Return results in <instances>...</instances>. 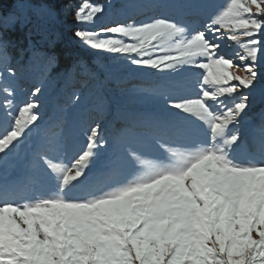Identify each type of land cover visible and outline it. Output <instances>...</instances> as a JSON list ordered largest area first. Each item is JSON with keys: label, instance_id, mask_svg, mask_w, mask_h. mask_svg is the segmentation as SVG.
Wrapping results in <instances>:
<instances>
[{"label": "snow or ice", "instance_id": "1", "mask_svg": "<svg viewBox=\"0 0 264 264\" xmlns=\"http://www.w3.org/2000/svg\"><path fill=\"white\" fill-rule=\"evenodd\" d=\"M16 7L3 19L21 30L29 11L47 10ZM105 16L113 22L101 25ZM74 19L86 25L75 42L99 71L73 63L67 79L80 69L93 84L70 104L104 115L112 94L122 126L105 139L96 123L70 154L68 106L47 123L35 100L17 102V72L0 62V264H264V109L258 135L247 127L264 103V0H81ZM18 39L29 65L57 63L31 30ZM224 41L237 45L238 63ZM144 76L130 95L155 110L129 111L109 85L123 95V83Z\"/></svg>", "mask_w": 264, "mask_h": 264}, {"label": "trees", "instance_id": "2", "mask_svg": "<svg viewBox=\"0 0 264 264\" xmlns=\"http://www.w3.org/2000/svg\"><path fill=\"white\" fill-rule=\"evenodd\" d=\"M5 1L7 2V0H0V8L9 12L15 10L17 2H21V0H10L11 3L9 4L2 3ZM57 1L30 0L31 3L34 2L37 6L43 4L52 9L56 6ZM96 1L98 0H90L91 3L98 4ZM70 2L78 6L81 4V0H71ZM29 30L32 31V43L36 44L42 52L47 53L49 56L55 55L58 58L57 63L47 72L44 71L45 60L43 59L37 58L29 65L32 54L27 51L28 42L25 40L21 43L18 39L21 31L28 32ZM65 38L56 34V32L45 31L41 28L38 29V27L34 29L30 24L21 30L19 24L10 27L0 23V62L7 58L11 67L17 72L20 89H23V91L18 89L17 102L22 104L30 99L38 101L39 110L47 123L54 121L61 115V109L66 105L68 106L66 112L74 119L77 133L70 153L75 154L87 143L85 131L90 130V127L99 123L101 134L104 135L105 139H109L113 130L120 128L116 127V124L121 121L116 118L117 106L113 105L112 99L107 98L109 110L104 115L88 110V105H82L78 110L71 106L72 93L74 91L88 93L93 81L88 76L81 74L80 69H77V74L73 79H67V70L72 67L77 59L82 58L66 44ZM22 49L23 55H21ZM87 65L92 71H95L89 62H87ZM37 87L43 88L46 92L45 96H41L42 98L38 97L39 94L31 96V93ZM77 111L79 112L78 116L75 115ZM111 124L114 125L111 126ZM260 125H257L254 131H249L250 135H258L256 130L259 129ZM111 127L112 129L109 130Z\"/></svg>", "mask_w": 264, "mask_h": 264}, {"label": "rangeland", "instance_id": "3", "mask_svg": "<svg viewBox=\"0 0 264 264\" xmlns=\"http://www.w3.org/2000/svg\"><path fill=\"white\" fill-rule=\"evenodd\" d=\"M70 1L71 0H58L56 3V6H54L53 9L47 7V10L41 13L39 16L29 11L28 12L29 21L25 26L30 24L34 29L38 27V29L41 28L42 30H45V31L48 30V31L56 32V34L66 37L64 40L66 41V44L70 48H72V50L79 57L81 56L80 58L85 59L87 62H89L92 65V67L95 69V71H99L96 64L93 63V61L96 59V54L90 50L86 51V50L81 49L79 45L75 42L74 31L76 30L77 27H86V25L76 24V21L74 19L75 11L80 5L78 6L76 4L71 3ZM27 2L32 5H35V3L34 2L31 3L30 0H27ZM96 2H98V4L100 5H104L107 8L109 3L118 5L122 3L123 0H98ZM2 3L9 4L11 3V1L7 0V2L5 1ZM18 3H20V1L17 2L16 6L18 5ZM69 3H71L72 7L66 14L64 9H65V6L68 5ZM74 6H77V7H74ZM14 12H17V7L15 8L14 11H10V12L8 10H2V8H0V23L5 24L3 18L7 16L9 13H14ZM112 22H113V17L105 16L103 17L101 21V25L105 23L111 24ZM223 43L226 46L222 47L221 49L222 54L225 55L226 57L232 58L234 60V63H238L239 61L235 59V53L239 49L237 45L235 44V42L224 41ZM227 45H230V46H227ZM145 71L154 73L157 70H145ZM196 71H200V70H196ZM231 71L241 76L245 75V72L243 69H237L233 67ZM257 71L259 72L261 71V69L258 67ZM122 75L126 76L127 74L124 73ZM148 78L149 77L144 76L142 78L133 77V78L128 79L125 83L122 84V87L125 89V92L123 95L120 94V91L117 88L115 83L110 84L109 87H111L114 90V93L117 99L121 102V104L124 107H126L127 110L151 112L155 110V105L151 101L144 99L142 96H139V95L138 96L130 95V90L134 86H140ZM45 95H46V92L42 88L38 97L42 98L41 96H45ZM106 97L108 99H112L113 105L117 106L116 100L113 99L112 94L106 93ZM262 109H264V103H261L258 99L256 106L253 108L252 112L249 114L248 123H247V127L249 131H254L256 129V126L260 125L261 123L260 113ZM39 122L40 121L38 120L37 123ZM113 125L111 124V126ZM121 126H122V122H120L119 124H116V127H121ZM111 129L112 127L109 128V130ZM33 142H35V138ZM14 163L15 161L9 162V171L11 172L12 175H16V171L11 167V165Z\"/></svg>", "mask_w": 264, "mask_h": 264}]
</instances>
